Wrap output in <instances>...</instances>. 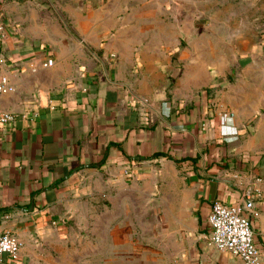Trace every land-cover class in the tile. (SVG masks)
Masks as SVG:
<instances>
[{"label":"crops","instance_id":"0c3cea01","mask_svg":"<svg viewBox=\"0 0 264 264\" xmlns=\"http://www.w3.org/2000/svg\"><path fill=\"white\" fill-rule=\"evenodd\" d=\"M43 2L0 0L6 28L0 79L8 77L16 88L0 97V114L20 115L14 125L0 127V234L9 231L22 243L17 259L4 255L0 264H80L92 256L91 232L78 234L67 224L96 196L112 198L113 190L122 207L137 204L142 190L157 193L166 236L178 229L179 264H243L209 245L208 218L217 200L241 202L256 178L264 191V157L246 174L235 169L258 148L237 142L242 118L226 114L229 107L207 90L220 80L190 81L188 96L160 102L165 95L134 82V58L94 37L100 30L91 8L55 7L76 33L61 41L46 33ZM261 127L264 150V115ZM256 214L251 218L264 264V200ZM116 236L124 238L110 232L106 240ZM166 252L172 255L171 248ZM100 261L107 264V255Z\"/></svg>","mask_w":264,"mask_h":264},{"label":"rangeland","instance_id":"374dc122","mask_svg":"<svg viewBox=\"0 0 264 264\" xmlns=\"http://www.w3.org/2000/svg\"><path fill=\"white\" fill-rule=\"evenodd\" d=\"M69 4L93 10L92 23L100 30L94 37L134 58V82L144 83V90L165 95L158 97L163 98L160 102L171 97L175 103L176 96H188L190 81L219 79L220 86L207 90L216 103L229 107L226 114L236 111L242 118L243 133L237 142L258 148L247 152L244 164L236 161L234 167L246 174L260 165L264 159L260 146L264 0H46L41 17L46 33L61 41L76 39L70 17L55 9ZM110 193L112 198L96 196L100 199L87 210L83 208L79 218L72 219L73 224H67L78 234L91 232L87 242L93 245L92 256L82 257L80 264H101L103 255H107V264H179L178 229L174 227L166 236L164 209L157 193L142 190L137 204L124 207L119 205L116 191ZM110 232H120L124 238L106 240ZM83 242L76 241L77 245ZM168 248L172 255L166 252Z\"/></svg>","mask_w":264,"mask_h":264},{"label":"built area","instance_id":"2783aa9c","mask_svg":"<svg viewBox=\"0 0 264 264\" xmlns=\"http://www.w3.org/2000/svg\"><path fill=\"white\" fill-rule=\"evenodd\" d=\"M6 28L0 24V35H4ZM3 38V37H2ZM54 61L49 59L47 66H52ZM4 60L0 59V66ZM16 92L15 86L8 77L0 79V97ZM26 118L27 113L22 115ZM20 118L19 114H0V127L12 126ZM261 178H256L254 184L247 185L241 202L228 205L222 201L212 204L208 218L210 234L208 243L220 252L231 254L242 261L243 264H262L261 250L255 241L252 216L256 214V205L264 200V191L259 187ZM55 224V223H54ZM264 239V230L261 232ZM22 250L20 239L11 232L0 234V259L8 255L17 259Z\"/></svg>","mask_w":264,"mask_h":264}]
</instances>
